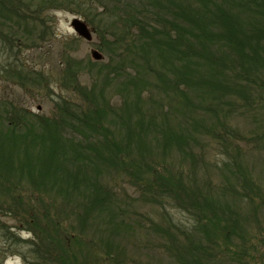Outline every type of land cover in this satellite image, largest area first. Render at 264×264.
Returning a JSON list of instances; mask_svg holds the SVG:
<instances>
[{
    "label": "trees",
    "instance_id": "trees-1",
    "mask_svg": "<svg viewBox=\"0 0 264 264\" xmlns=\"http://www.w3.org/2000/svg\"><path fill=\"white\" fill-rule=\"evenodd\" d=\"M133 1L0 0V50L2 53L21 50L28 42L31 48L39 49L46 37L55 40L53 22L48 16L55 11H66L82 17L96 35V49L109 61L103 65L104 70L113 71L112 66L120 68L117 59L124 61L129 55L130 63H141L133 64L135 74L144 72L152 62V66L161 68L163 73L158 85L174 103L166 109L155 104V120L138 117L135 122L139 133L121 134L127 142L136 140L135 154L147 162L150 174L141 180L126 169L125 174H118L137 192L136 201L149 205L150 211L159 212L163 227L148 216L146 219L149 230L163 239L162 250L174 260L177 257V264H209L194 251L199 244L198 237L195 243L194 235L173 223L165 215V209L179 210L195 218L205 209L216 218L233 222L239 219V214L230 207L226 196H237L240 201L253 190V182L229 170L233 165L225 159L232 152L233 143L244 140L230 121L237 116L254 122L260 112L264 113V0H149L151 9L141 4L136 6ZM76 41L79 38L62 41V47H72ZM72 60L62 69L70 80L72 68L82 64ZM95 64L89 61L85 64L86 70ZM12 72L17 80L25 77L17 70ZM167 75L172 83H167ZM34 76L41 79L40 72H34ZM133 80L137 82L138 77ZM71 84V93L84 95V89L76 91L75 80ZM140 95L139 91L135 97L140 100ZM76 100L59 99L51 119L12 103H0V123L4 124V132L0 124V153L23 154L22 160L17 158L23 168L30 166L29 175L36 183L58 195L63 204L70 205V209L67 207L69 222L84 220L85 226L90 227L84 234L86 241L95 242L98 253L102 252L103 259L108 260L112 257L110 251L118 250L114 243L123 223L114 219L117 196L95 187L94 183L116 168L118 156L128 150L112 149L102 129L91 130L93 124L87 111L90 109ZM123 106L127 110L130 105L126 102ZM135 112L140 115V111ZM96 114V110L89 111L91 117ZM66 128L89 133L94 142L84 146L64 138L59 131ZM255 130L252 137L259 146ZM205 138L209 139L210 148L222 151L219 167L215 163L206 165ZM171 151L177 154V162L187 167L177 179L160 163ZM210 169L216 173L218 182L207 180ZM228 171L230 176L239 178V184L224 177ZM213 193H218L217 198ZM16 197L10 196L7 204L0 202V216H11L28 226V233L33 235L29 248L34 264H73L80 254L77 243L82 237L68 231L75 243L57 221H51L45 208L38 207L34 212L28 201L22 202ZM126 225L137 227L138 223ZM204 231L205 240L210 241V232ZM10 236L5 239L10 248H16L17 237L12 235L14 242ZM64 241L68 246L61 245ZM229 244L225 241L222 245L235 257L240 256L241 248L235 252Z\"/></svg>",
    "mask_w": 264,
    "mask_h": 264
},
{
    "label": "rangeland",
    "instance_id": "rangeland-1",
    "mask_svg": "<svg viewBox=\"0 0 264 264\" xmlns=\"http://www.w3.org/2000/svg\"><path fill=\"white\" fill-rule=\"evenodd\" d=\"M133 3L136 6L139 4L148 6L151 9L149 0H134ZM195 4L197 5L196 2ZM48 17L53 22L55 40L46 37L45 44L39 49L31 48L32 46H28L30 43L28 42L23 48H20L21 50L14 49L9 53L4 52L8 55L0 50V103L6 105L12 103L17 108H22V110L24 109L44 119H51L54 104L59 99H78L75 102L80 103L86 109H90L87 111L93 124L91 130L102 129L109 139L112 149H117L120 152L124 149L128 150L127 153L118 156L116 168L106 172L99 182L94 183L95 187L100 186L106 191L114 192L117 196L118 201L114 204V211L117 209L114 212V219L123 223V226L117 230L116 242L114 243L118 246V250H114V252L111 250L110 255L112 257L108 260L103 259L102 252L101 254L98 253L99 248L96 243L86 241L84 234L90 227L85 226L84 220H77L74 223L68 221L71 217L67 207L70 209V205L63 204L58 195L49 193L47 188L39 185V182L36 183L34 178L29 175L30 166L23 168L19 161L22 160L23 154L10 155L12 152L8 153L7 151H4V155L0 153V202L7 204L10 196H18L16 198L22 202L28 201L34 212L37 211L38 207L45 208L51 221H57L70 236L72 234L68 231H73L77 237H82L77 243V246H80V254L73 264H177L175 262L177 257L174 260L165 250L161 249L164 242L160 234L152 232L148 228L147 216L154 223L163 227L159 212L150 211L149 205L136 201L137 192L132 186L124 183L122 181L124 178L118 174H125L126 169L140 180L145 179L147 174H150V170L146 168L147 162L135 154L136 151L133 148L137 143L136 140L127 142L123 140L126 136H121V134L131 132L138 134L140 128L135 122L138 117L143 120H155V104L166 109L168 104L174 103L170 96L164 95L158 85V79L163 73L161 68L157 69L152 66V62L149 63L150 65L145 71L139 69L144 72L135 74L133 64L141 63L139 61L130 63L131 57L129 55L124 61L117 59L118 64L121 65L120 68L112 66L113 71L104 70L103 65L109 61L107 56L101 53L102 60L91 66L90 70H86L87 65L85 64L92 61L91 52L96 49L95 45L98 43L96 35L90 29L92 32L91 42L79 39L80 41H76L75 45L65 49L62 47V41L78 38L70 26L72 19L79 18L83 22L84 19L66 11H55L50 13ZM166 18L173 22L172 17L167 16ZM103 37L108 38V35ZM70 60L82 63L72 68L71 80L76 81L74 85L76 91L85 90L84 95L76 96L69 91L73 86L71 80L63 74L62 69ZM12 70L19 71L25 77L17 80L13 76ZM34 72H40L41 79L35 78ZM136 76L138 77L137 82L133 80ZM167 79V83H169L171 77L167 75ZM63 80L65 81L63 82ZM139 91L142 93L140 100L135 97ZM126 102L130 106L124 110L123 104ZM146 103H149L147 107ZM91 110H96L98 114L91 117L89 115ZM135 111H140V115H135ZM259 115V118H256L254 122L237 116L230 121V124L236 127L244 140L233 143L232 152L225 159L233 165L228 169L235 170L237 175L241 177L247 176L254 185L252 192L245 194L243 200L239 201L238 197L233 195L231 197L226 196L230 207L238 212L239 219L228 222L225 219L216 218L205 209L200 211L199 218L179 210L165 209V215H168L173 223L183 227L182 230L184 231H190L191 236L194 235L195 243L198 237L199 244L194 251L209 264H264V144L262 143L264 113L260 112ZM131 122V126L126 127ZM0 124L1 126L4 125ZM253 128H257L254 132L259 137V142H257L259 146L254 143ZM1 129L4 132L3 126ZM59 132L64 138L81 142L84 146L90 145L95 139L89 133L75 132L67 128ZM203 145L207 149V155L204 158L205 162L208 161L206 165L210 164L211 166L214 163L217 164L216 166L220 165L219 161L223 159L221 149L214 150L213 146L210 148L211 144L208 138L204 139ZM171 153L166 154L167 159L161 160L160 163L165 166L166 170H170L174 179H177L178 176H181V171L186 170L187 167L186 165L181 166L177 162L176 153L172 155ZM215 175L216 173L210 169L209 175L206 176L207 180L218 182ZM230 175L231 171L224 173V177L229 182L240 183L239 178ZM212 196L217 198L218 193H213ZM229 214L231 215V213ZM127 222H137L138 226H127ZM194 227H197V231H193ZM28 230L26 224H21L13 217L0 216V264L35 263L29 248L33 235L28 233ZM204 230L210 232V241L205 240L206 232ZM132 232L135 233L134 236ZM7 233L11 235L9 239H13L12 235L17 237L16 248L9 247V241L5 239L8 238ZM72 238L76 243L74 236ZM225 241L230 242L229 246H234L232 249H235V252L238 251L237 248H241V257H235L228 248H224L222 244ZM61 245L68 246L66 241L62 242ZM177 251L179 253V248Z\"/></svg>",
    "mask_w": 264,
    "mask_h": 264
},
{
    "label": "water",
    "instance_id": "water-1",
    "mask_svg": "<svg viewBox=\"0 0 264 264\" xmlns=\"http://www.w3.org/2000/svg\"><path fill=\"white\" fill-rule=\"evenodd\" d=\"M70 26L73 30V32L81 39L90 42L92 41V34L90 30L88 29L87 25L81 21L79 18H73ZM94 61H100L101 60V54L98 51H92L91 56Z\"/></svg>",
    "mask_w": 264,
    "mask_h": 264
}]
</instances>
